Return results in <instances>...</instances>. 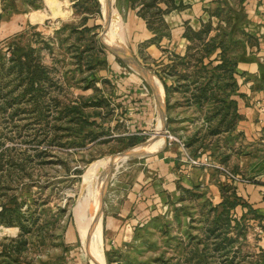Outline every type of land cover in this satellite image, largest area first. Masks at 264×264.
I'll return each instance as SVG.
<instances>
[{"label":"rangeland","instance_id":"rangeland-1","mask_svg":"<svg viewBox=\"0 0 264 264\" xmlns=\"http://www.w3.org/2000/svg\"><path fill=\"white\" fill-rule=\"evenodd\" d=\"M107 1L111 21L104 31L105 12L99 0H2L1 15L30 12L36 24L27 21L0 41V64L7 63L13 42L34 48L55 83L45 84L39 121L28 113L12 120L7 118L10 110L0 114V205L19 207L30 220L27 226L37 217L30 234L24 236L22 250L11 251L9 258L0 255V264L8 260L9 264H75L77 257L83 264H92V253L94 264H219L218 254L209 250L215 240L210 238L204 248V203L218 201L207 188L192 189L195 195L185 193L184 200L162 209L155 206L145 220L137 219L131 210L124 215L127 219L121 216L119 230L102 232V215H114L129 185L150 174L156 165L153 159L169 148L180 154V174L199 168L211 176L222 175L229 184L259 182L251 175L252 168L237 173L227 162L226 150L229 143L239 142L238 136H208L193 157L190 152L197 144L189 146V139L196 134L203 138L215 126V121L209 124L204 119L212 109L188 106L185 95L174 88L168 96L164 90L162 104H155L144 73L108 48L130 55L155 76L162 98L164 87L154 71L170 64L173 52L185 54L184 43L176 42L179 28L166 22L168 28L156 39L128 0ZM236 9L227 0H217L206 2L200 15V22L211 21L210 36L219 33V26L222 35L225 31L230 35L226 42L232 43L228 56L233 59L240 58L246 39L247 20L240 19ZM83 23L92 31L77 34L74 30ZM162 46L168 47L166 53ZM218 51L204 62L218 58ZM137 79L144 90L148 88L146 102L131 95L132 89L121 97V85ZM168 135L177 140L169 144ZM158 141L157 149L141 154L143 147ZM253 145L259 159L263 149L258 141ZM245 211L237 207L233 215L239 218ZM242 223L232 247L238 250L235 261L264 264L259 250L264 236L261 221L248 216ZM16 228L0 223V245L9 246L17 238ZM236 232L232 229L228 236L235 237Z\"/></svg>","mask_w":264,"mask_h":264},{"label":"trees","instance_id":"trees-1","mask_svg":"<svg viewBox=\"0 0 264 264\" xmlns=\"http://www.w3.org/2000/svg\"><path fill=\"white\" fill-rule=\"evenodd\" d=\"M128 2L133 9L137 8V15L145 20L147 28L154 36H158L156 39L160 38L163 31L168 28L163 18L164 15L172 10L183 8L182 3H176V0H128ZM236 15L240 19L245 18L241 9H236ZM79 27H81L80 30H74L77 34L92 31V28L85 26V23ZM212 30L214 28L210 20L201 22V26L197 30L185 23L182 37L189 42L185 54L181 56L173 52L171 63L163 65L158 72L154 71L162 82L167 96L174 88L185 95L184 98L188 106L195 105L197 108L203 109L208 105L212 109L210 114H204V119L209 124L215 121V126L208 130L205 137L199 138L196 134L189 139V146L197 144L190 152L193 157L198 156L196 151L198 147H203V139L224 133L230 134L241 118L237 112V102L233 98L235 95H240L234 76L238 59L228 56L232 43L230 40L226 42V38L231 39V37L226 31L222 35L220 26L219 33L209 37ZM244 35L247 37V34L244 33ZM94 36L92 34V38ZM226 43H229V46ZM11 46L7 63L0 64V114H6L10 110L6 117L12 120L15 116L28 113L34 117L33 120L39 121L42 118L41 103L46 90L45 84L54 85L55 82H53L48 68L41 63L34 48H21L15 42ZM216 49H219L218 58L215 57L204 62V59ZM166 50L167 48H162L164 53ZM167 80L170 84H167ZM2 152L3 150L0 151V156L3 154ZM218 187L221 196L220 202L213 204L206 200L204 203V206L207 207L206 213L204 212V248L209 247L207 241L212 238L215 240L214 247L209 250L218 254L219 264H237L235 257L238 250L235 252L232 247L238 235L241 234L239 228L243 225L242 221L248 219V216H252V219L258 221L262 217L250 204L237 195L235 186L219 183ZM179 189L181 191L180 201L184 200L185 193L195 195L193 190H199L198 186L193 187V190L183 187H179ZM0 206V223L17 226L19 229L17 238L11 241L17 243L15 247L12 246V243L9 246L0 245V255L9 258L13 256V251L16 253V251L22 250L26 242L24 236L30 234L37 217L32 218V224L27 226L30 220L20 212L19 207L12 209L5 204ZM238 206L246 209L239 218L233 215ZM232 229L237 230L235 237L228 236ZM6 263L9 264L10 260Z\"/></svg>","mask_w":264,"mask_h":264},{"label":"crops","instance_id":"crops-1","mask_svg":"<svg viewBox=\"0 0 264 264\" xmlns=\"http://www.w3.org/2000/svg\"><path fill=\"white\" fill-rule=\"evenodd\" d=\"M211 1L217 0H176V3H182L183 8L172 10L164 15L165 23L171 22L173 26L179 28V31H175L177 32L176 42L184 43L183 53L189 43L182 37L185 23L197 30L201 26V22L204 21L200 22V15L204 14L202 6L204 7L206 2ZM227 2L232 6L234 4L237 10L241 9L247 20L243 29L247 37L245 36L246 39L242 42V50L234 75L238 86L237 91L240 95H235L233 98L237 102V112L241 118L229 134L233 137L238 136L239 142H235L234 145L232 143L235 140L229 143L226 150L227 162L232 163V168L237 173H241L248 168L249 170L252 168V171H254L251 175L259 181L258 183L243 184L237 182L231 185L235 186L237 195L250 204L256 213L262 217L260 226L264 232V0H227ZM203 3L205 4L203 5ZM33 10L39 12L38 9ZM134 11L137 15V8ZM29 13L24 16L23 14L9 12L3 16L1 15L2 0H0V41L16 33L27 21L36 24V21L33 23L34 18L32 21L30 20ZM171 38L174 39V35ZM162 48L168 49L167 46H162ZM135 81L138 82L128 84L130 87L125 84L121 85V97L123 98V95L129 93L132 89L131 95L135 94L140 101L146 102L148 88L144 90L140 86L141 82L138 79ZM153 82V86L147 83L148 87L152 91L151 95L154 97L155 104L161 105L164 89L161 98L158 95L156 80H153ZM257 141L263 149V154L259 159L253 152V144ZM179 155L176 148H169L156 155L152 161L156 163L155 168L151 167L148 171L150 174H143L141 178L129 185V191L125 190L126 192L123 193L117 212L114 215H102L103 233L106 230L105 234H112L115 230H119L123 219L121 216H127V213L131 210L137 219L145 220L149 218L155 206L162 209L167 203L178 201L181 197V191L178 189L179 185L190 189L195 186H198L199 189L207 188L208 192L217 197L218 201L216 203L220 202L221 196L218 184L228 183L225 178L222 175L211 176L210 172H203L199 168H193L187 175L180 174L181 160ZM139 184H142V186H139ZM191 186L193 187L191 188ZM137 190H140L139 196H137ZM115 241L113 239L112 242L115 243ZM259 242V250L264 254V236L261 237ZM75 264H83V262L77 257V263Z\"/></svg>","mask_w":264,"mask_h":264},{"label":"bare ground","instance_id":"bare-ground-1","mask_svg":"<svg viewBox=\"0 0 264 264\" xmlns=\"http://www.w3.org/2000/svg\"><path fill=\"white\" fill-rule=\"evenodd\" d=\"M100 1V4H101V7L103 8V11L105 12V22H104V25H105V30L107 29V27L109 26V24H110V21H111V11H110V8H109V3H108V1L107 0H99ZM110 2V1H109ZM104 30V31H105ZM132 65V64H131ZM137 69V68H136ZM139 70V69H138ZM159 145H160V142L158 141V143L157 142H152V144H148L147 146H145V147H143V149L140 151L141 152V154H143V153H145V151L147 152V151H152V150H155V149H157L158 147H159ZM138 154H139V152H138ZM134 155H131V156H128V157H133ZM137 157H140V156H137ZM107 162H109V160L107 161ZM98 165V164H97ZM103 165H100V167H102ZM96 167V166H95ZM90 196V195H89ZM90 197H93V196H90ZM90 200H92V199H90ZM93 201V200H92ZM91 202V201H90ZM91 205H92V203H91ZM97 206L99 207V202H98V204H97ZM98 209V208H97ZM97 212H99V209H98V211ZM90 254H91V252H90ZM91 258H92V260H91V263L92 264H94L93 263V253L91 254V256H90ZM98 261V260H97Z\"/></svg>","mask_w":264,"mask_h":264},{"label":"water","instance_id":"water-1","mask_svg":"<svg viewBox=\"0 0 264 264\" xmlns=\"http://www.w3.org/2000/svg\"><path fill=\"white\" fill-rule=\"evenodd\" d=\"M104 30H105V25H104ZM104 32V31H103ZM107 45V44H106ZM108 46V45H107ZM109 50L115 54L116 56H118L119 58H121L122 60L126 61L127 63L129 64H132V65H135L137 68H139L143 73H144V76L145 78L151 82L150 84L153 86V80L156 79L155 76H153L149 71H147L145 68H143L140 64H138L137 62H135L130 55L128 54H125L121 51H119L118 49L116 48H113V47H110L108 46ZM164 118H165V115H163ZM103 188V187H102Z\"/></svg>","mask_w":264,"mask_h":264},{"label":"built area","instance_id":"built-area-1","mask_svg":"<svg viewBox=\"0 0 264 264\" xmlns=\"http://www.w3.org/2000/svg\"><path fill=\"white\" fill-rule=\"evenodd\" d=\"M177 140V138H175L174 136L172 135H168V143L170 144L172 141H175Z\"/></svg>","mask_w":264,"mask_h":264}]
</instances>
